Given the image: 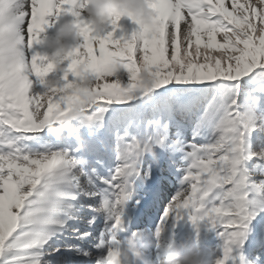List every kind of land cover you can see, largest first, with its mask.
Instances as JSON below:
<instances>
[{"label": "snow or ice", "instance_id": "obj_1", "mask_svg": "<svg viewBox=\"0 0 264 264\" xmlns=\"http://www.w3.org/2000/svg\"><path fill=\"white\" fill-rule=\"evenodd\" d=\"M151 2L127 36L119 15L88 26L47 88L34 46L66 14L85 27L84 0H0V264H155L156 231L181 222L217 230L213 264H264V149L247 142L264 133V0ZM74 108L73 147H29Z\"/></svg>", "mask_w": 264, "mask_h": 264}, {"label": "clouds", "instance_id": "obj_2", "mask_svg": "<svg viewBox=\"0 0 264 264\" xmlns=\"http://www.w3.org/2000/svg\"><path fill=\"white\" fill-rule=\"evenodd\" d=\"M155 4L151 0H84L81 7V15L87 21L83 28L78 27L77 22L71 16L66 14L57 22L58 27L52 34L44 33L41 36V42L46 54L54 62L49 68H52V74L44 82L47 88L55 87L59 83L57 70L63 67L65 54L76 45L82 36L87 34L88 26L97 31H103L109 21L115 16L128 17L130 20L139 21L141 24L150 26L155 23ZM71 16L72 18H68ZM87 65H79V79L71 89V93L87 99L89 90L94 86L92 75L86 72ZM116 71H120V65L114 66ZM141 82L148 84L151 75L147 69L140 72ZM81 115L78 108H74L63 120L50 124L47 131L59 139L65 130L76 131L73 121ZM148 152L155 154V149L148 146ZM166 230L161 228L155 233L159 237L158 247L160 254L155 260V264H205V253L201 247L200 241L196 237H184L181 239L169 238L165 236ZM153 241L145 238H138L135 246L138 251H142L152 246ZM207 264H213L211 259Z\"/></svg>", "mask_w": 264, "mask_h": 264}, {"label": "rangeland", "instance_id": "obj_3", "mask_svg": "<svg viewBox=\"0 0 264 264\" xmlns=\"http://www.w3.org/2000/svg\"><path fill=\"white\" fill-rule=\"evenodd\" d=\"M58 24V23H57ZM57 24L55 25L57 27ZM120 27L117 28L116 32L114 33V38L119 37L121 35L127 36L131 33L133 29H138V25L131 21L128 17H121V20L119 21ZM55 27V29H56ZM111 30L110 25H106L104 31ZM103 34V32L101 33ZM66 63L63 66H66ZM62 73L58 69L56 72V75H61ZM34 78V77H33ZM75 79V77L69 73L68 80L71 81ZM258 116L264 117V108L263 105H259L255 109ZM76 122H73L74 125H76ZM83 131H87L86 129ZM43 139L37 143L33 141H28L29 147H31L34 150L42 151L43 148L41 147V144L45 141L50 142L52 145H58L61 147H73L75 145V138L74 136H69L68 130H65L61 136L60 139H57L56 137H53L51 133H44L42 134ZM261 139V140H259ZM247 142L250 145V151L252 152H259L261 149H264V133H262L259 130L254 129L251 134L247 137Z\"/></svg>", "mask_w": 264, "mask_h": 264}, {"label": "bare ground", "instance_id": "obj_4", "mask_svg": "<svg viewBox=\"0 0 264 264\" xmlns=\"http://www.w3.org/2000/svg\"><path fill=\"white\" fill-rule=\"evenodd\" d=\"M68 18H72V17H71V16H69ZM55 25H56V24H55ZM57 27H58V24H57ZM57 27H56V28H57ZM51 28H52V29H55V28H54V26H53V27H51Z\"/></svg>", "mask_w": 264, "mask_h": 264}]
</instances>
